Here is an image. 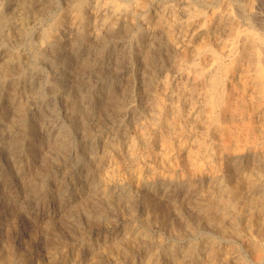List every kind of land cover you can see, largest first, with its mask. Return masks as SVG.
Wrapping results in <instances>:
<instances>
[{
    "label": "bare ground",
    "instance_id": "6f19581e",
    "mask_svg": "<svg viewBox=\"0 0 264 264\" xmlns=\"http://www.w3.org/2000/svg\"><path fill=\"white\" fill-rule=\"evenodd\" d=\"M64 1L66 4L64 12L56 19H53V22L50 23L48 27L41 28L37 31V39H35L36 42L31 40L27 43V50L32 61V67L28 68L25 64L28 58L26 57L27 59L24 62V58L16 49V45H14V43H20L23 39L30 36L32 34L31 31L34 30V26L37 23L36 21L49 16L52 9L58 6L57 4L59 2L57 0H0V145H4L6 143L4 139L6 135H12L16 130H18L24 135L21 140L20 150L26 154L27 160L41 153L45 157L55 155L61 163L65 162L67 158L66 154L69 148L73 146L72 139L69 134H67V130L65 128L59 129L62 131H59L60 133L54 140L40 138L39 136L41 133H45V124L48 122L49 117L57 115L55 109L51 108L52 106L50 107L47 102L43 85L46 87L48 86L49 90L53 94H60L64 98L67 106L66 117L72 123H79L80 121L83 122L88 120L90 111L83 105V101L85 100L83 94L78 91L75 92V94L68 93V90L64 91L61 85V81L63 79L61 76L59 77L58 74L61 69L65 68L67 70L69 64H72V66H75L77 76L87 73L94 74V76L97 75L99 69H102V65L104 64V60L107 55H114L116 57V63L120 61L119 57L121 53L119 54V52H117L118 50L116 51L115 46H113V44L116 45L120 42H124L129 52L135 56H139L141 59L140 61L144 64L143 66L145 67V72L148 75V81H146L147 85L145 84L147 86V91H153L156 83V61H158L157 58L162 56V54L159 53L160 47H163L167 51V55L165 54L166 58H163L162 61H166V59H173L172 61H174L175 68L180 69V71L188 70L189 74L187 77L189 80L185 81L184 84L181 85V87H183L181 90L184 91L181 93H186V96H189L188 98L192 102L194 99L200 101L197 108L199 113L204 115L200 119V117L196 118L199 115L196 116L195 113V117L193 119L197 122H203V124H206L211 133L222 137V144L220 146L222 147L223 145V149L225 150L228 158L231 156V152H237L242 149V146L244 147V144L250 142L253 138H257L260 133L264 134V17L258 15L259 12L254 10L253 6L255 3L254 5H252V3H247L246 6H238L237 9L232 8L229 4H225L223 7L214 10L211 14H207L203 11V9L197 7V4L199 5L202 2L208 4L212 3L213 0H186L181 9L180 7L177 8L174 6V4H170L169 6L165 5V8L161 9L153 16L151 14L143 16L144 22L147 24L146 29H144L140 27L137 28V17L140 12L144 11L148 7V5L155 2L154 0ZM210 5L212 6V4ZM232 6L234 7V4ZM246 21H250L249 23L251 25L249 24L248 27L243 26V23H246ZM48 24L49 23L46 25ZM179 29H181L186 36V45H184L186 47L182 50L176 47V35H178L176 34V31ZM66 34L69 35L68 40L65 39ZM201 35H204V39ZM199 37L202 38V41L200 42L197 40ZM179 39L181 38L179 37ZM68 47L70 50L67 52ZM80 50L85 51L81 57L78 56V51ZM42 60L47 61L54 68L53 75L47 76L43 82L41 81V73V78L38 79L39 72L37 70H39V68L36 65L38 61ZM66 60L67 63H65ZM129 62L131 63V61ZM144 67L142 68L144 69ZM120 71L118 73H120ZM35 74H37V76H35ZM97 76L99 78V75ZM114 76H116V74ZM128 82L130 83V81ZM159 86L161 88V85ZM166 86H168V82H166ZM142 87L144 88V86ZM125 91V89H121L120 94H118L119 96L113 99L112 104L110 103L113 109H116L115 112L117 115L124 113V110L127 108L126 98H124ZM156 91L157 90H155V92ZM99 92H101V90ZM157 95L160 96V94ZM157 95H155V102L152 103V114L150 113L147 119L150 121L148 122V124L150 123L148 127L153 124L158 129L156 130L152 141L150 140V143L153 142L154 144H160L163 153L162 155L171 152V149L175 150L177 146L180 147L181 150L179 151L187 153L186 160L190 163L191 173L201 172L204 169V164L207 163V159L209 158L206 157L205 153L208 140L201 137L194 142L193 140H188L186 136V125L188 124L187 121L192 118V111H188L189 109L187 110L185 108L184 103L178 106H174L171 103L173 106H170L164 101L163 97H159ZM190 107L191 106H189V108ZM104 109L105 108L102 110ZM134 111H136V109H134ZM141 113H143V110L140 114ZM107 116H109V114ZM90 120L93 121V119ZM51 127L53 128V126H50V128ZM189 129H191V127ZM116 132L117 131L114 133L115 135ZM153 134L154 131H151L148 128L141 132L144 140L147 135L151 137ZM176 135H181V139L174 141L173 137L176 138ZM199 135L201 136V134ZM262 137L264 136L262 135ZM233 140H235V143ZM242 143L243 145L241 146ZM136 144L137 141L136 138H134L133 142H131L130 149L135 150ZM88 149L90 150V148ZM83 150L85 149L82 148L81 152H83ZM132 150L130 151L131 153L134 152ZM134 155L136 157V154ZM166 156L168 155H164L163 157ZM228 158L226 159L228 160ZM177 159H179V157ZM221 159L218 164L223 170V178L225 181H223L219 190H215L213 186V189L211 191L209 190L211 193L208 195V200L206 199L207 203L205 205V215L203 214L205 220L209 224L216 223L215 225H217L225 234H233L235 236L238 235V237L245 234V236H247V240L250 241V249L254 251L253 262L255 264H264V183H262V181H264V165L262 162L261 166L260 164L254 165L248 172V175L246 177L243 176L244 178H242L237 171L231 168H226L225 170V157H222ZM216 179H218V177ZM11 180L12 179L10 178L8 179V181ZM16 180V183L25 190H27L29 185H31L28 176H26L24 172L23 166L21 165L16 171ZM17 184L16 186L11 187L10 190L8 188L9 185H5L1 188L0 200L1 197H3L2 193H5L7 194L5 196L8 197L7 199L9 202L12 203V199L16 196ZM89 188V191L92 193L101 190V187L95 181H92ZM207 188L209 189V187ZM217 188L219 187L217 186ZM248 188L251 190V206L249 208L251 218L248 223H244L240 214L242 216V205L244 204L242 197H244L243 194ZM28 199L29 198L25 195L24 200ZM116 201L117 200H115V202ZM9 202L8 205H6L0 201V212H9V219H12L14 224L22 223L21 217L23 208H11V203ZM80 208L89 218L94 219V221L102 220L103 209H100L98 212V209L93 210L94 208H100V206L91 201L89 198L86 200L83 199L80 204ZM190 208L193 209V207ZM160 209H158V211ZM162 211L164 212V210ZM180 226L182 225L180 224ZM53 227L55 226L45 225L43 227V231L49 232L50 230H53ZM179 228L180 227L176 222L172 223V229L176 230ZM39 232L40 231L36 228H31V245L37 244ZM129 239L131 241H135L136 238L129 237ZM111 250H113L116 255L123 253H127L126 255L129 257L132 255V252H129L128 249L119 245L113 246ZM16 254L20 256V260L23 264H27L29 254L27 249L22 250V252L21 250L17 251L11 241L7 239H0V264H16ZM227 257H229V255ZM171 258L173 262L170 260ZM215 258L216 257H213V259L209 261L199 258V261L202 264H229L228 262L220 263ZM53 260L55 259L43 257V264H53ZM166 263L182 264V260L173 250H170L167 252ZM120 264L125 263L120 261Z\"/></svg>",
    "mask_w": 264,
    "mask_h": 264
},
{
    "label": "rangeland",
    "instance_id": "374dc122",
    "mask_svg": "<svg viewBox=\"0 0 264 264\" xmlns=\"http://www.w3.org/2000/svg\"><path fill=\"white\" fill-rule=\"evenodd\" d=\"M57 1L61 3H58V6L52 9L49 16L36 21L37 23L34 26V30L31 31L32 34L30 36L23 39L20 43H14L16 49L24 58V62L28 58L25 62L28 68L32 67V61L27 50V43L31 40L36 42L37 31L41 28L48 27L50 23L53 22V19H56L64 12L66 7L65 1ZM154 1L155 2L148 5L144 11L139 13L136 24L138 26L137 28L146 29L147 24L144 22L143 16L149 14L153 16L170 4H174V6L177 8L180 7L181 9L186 0ZM247 3H252V5L255 3L253 6L254 10L259 12L258 15L264 17V0H213L212 3L205 4L202 2L199 5L197 4V7L203 9L205 13L211 14L214 10L223 7L225 4H229L232 8L237 9L238 6L243 7L246 6ZM210 4H212V6ZM233 4L234 7L232 6ZM249 22L250 21H246V23H243V26L248 27L250 24ZM47 23L49 24L46 25ZM176 34H178L176 35V47L182 50L186 47L184 46L186 45V36L181 29L177 30ZM178 36L181 39H179ZM201 37L204 39V35H201ZM201 37L197 38L199 42L202 41ZM65 39L68 40L69 35L66 34ZM113 46H115V50H118L117 52H119V54L121 53L119 57L120 61L116 63V57L114 55H107L102 69H99L97 74L99 78L97 75L94 76V74L91 73L79 75L80 77L77 76L75 66H72V64H69L67 70L65 68L61 69L58 74V76H61L63 79L61 85L64 91L68 90L67 92L71 94H75V92L78 91L83 94L85 99L83 105L90 111L88 120L72 123L66 117L67 106L64 98L60 94H53L48 86L46 87L43 85L47 102L50 107L52 106L51 108L55 109L57 115L49 117L48 122L45 124V133H41L39 136L40 138L54 140L62 131L59 129L65 128L73 142V146L69 148L66 154L67 158L65 162L61 163L55 155L45 157L41 153L27 160L26 154L20 150L21 140L24 136L21 131L16 130L12 135L5 136L4 139L6 143L0 145V189L5 185H9V190L11 187L16 186V171L20 165L23 166L24 172L26 176H28L31 185L25 190L17 184L16 196L12 199V203L9 202L7 199L8 197L5 196L7 194L2 193L3 197H1L0 201L3 204L8 205L9 202L11 203V208L16 207L15 209H17L22 207L23 211L21 217L22 223L19 224H14L12 219H9V212H0V239L11 241L17 251L21 250L22 252V250L27 249L29 252L27 264H43V257L55 259L53 260V264H120V261L125 264H167V252L170 250H173L180 257L182 264H202L199 258L209 261L213 259V257H216L215 259L220 263L255 264L253 262L254 251L250 249V241L247 240L245 234L239 237L238 235L225 234L215 225L216 223H207L204 215L205 205L209 198L208 195L211 193L209 190L211 191L213 188L219 190L223 181H225L223 178V170L218 164L220 159L225 157V170L226 168H231L237 171L242 178L246 177L254 165L260 164L261 166L262 163L264 165V137H262L264 134L260 133L261 136L258 135L257 138H253L250 142L244 144V147L242 146L243 142L241 144L242 149L237 152H231L232 154L229 159L223 149V145L222 147L220 146L222 144V137L211 133L203 122L194 121L195 119L193 118L195 115H199L196 118L200 117V119L204 115L199 113L197 108L200 101L194 99L192 102L189 100V96H186V93H181L184 92L181 90L183 88L181 85L189 80L187 77L189 74L188 70L180 71V69L175 68L174 61H172L173 59L162 61L163 58H166L167 51L163 47H160L159 53L162 54V58L159 57L157 58L158 61H156V83L153 91H147L146 81H148V75L145 72L144 64L140 61V57L129 52L124 42L117 43L116 45L113 44ZM69 50L68 47L67 52ZM84 52L83 50L78 51V56L81 57ZM129 61H131V63ZM65 63H67V60ZM36 65L39 68V70H37L39 72L38 79L41 78V73L42 82L45 81L47 76L53 75L54 68L47 61H38ZM142 67H144V69ZM119 71L120 73H118ZM115 74L116 76H114ZM35 76H37V74H35ZM128 81H130V83ZM166 82H168V86H166ZM159 85H161V88ZM142 86H144V88ZM121 89H125V94L127 93L126 95L124 94L127 108L124 110V113L117 115L115 112L116 109H113L110 103L112 104L113 99L119 96L118 94H120ZM100 90L101 92H99ZM155 90L157 91L155 92ZM150 92L154 93L151 94ZM157 94H160V96ZM155 95L163 97L164 101L170 106H178L184 103L185 108L187 110L189 109L188 111H192V118L188 120L191 124L187 121L188 124L186 125V136L188 140H193L194 142L200 137L208 140L205 153L206 157L209 158L207 159V163L204 164V169L201 172L191 173L190 163L186 160L187 153L179 151L181 150L180 147L177 146L175 148V150L177 149L176 151L171 149V152L164 154L168 156L163 157L164 155H162L160 144L150 143L154 138L156 130H158L153 124L148 127V125H150L148 122L150 121L147 120L150 113L152 114V103L155 102ZM147 99L150 101L148 102ZM190 102L195 103L192 104ZM189 106L191 107L189 108ZM103 108L105 109L102 110ZM134 109H136V111H134ZM142 110L143 113L140 114ZM108 114L109 116H107ZM90 119H93V121ZM50 126H53V128L51 127L53 130ZM188 127H191V129ZM147 128L154 131V134L151 137L147 135L144 140L141 132ZM115 131H117L116 135L114 134ZM199 134H201V136ZM176 136V138L173 137L174 141L181 139V135ZM134 138H136L137 144L135 150H132L130 148ZM233 142L235 143V140H233ZM82 148L85 149L83 152H81ZM88 148H90V150ZM131 150L134 152L131 153ZM134 154H136V157ZM178 157L179 159H177ZM226 158H228L229 161ZM217 177L218 179H216ZM9 178L12 180L8 181ZM92 181L97 182L101 190L95 193L90 192L89 185ZM262 183H264V181H262ZM217 186L219 188H217ZM207 187H209V189ZM25 195L29 198L28 200H24ZM243 196L242 199L244 204L242 205V216L240 214V217L243 219L244 223H248L251 218L249 213V208L251 206V190L248 188ZM88 198L100 206V208H94L93 210L98 209V212L100 209H103L102 220L94 221V219L89 218L80 208L83 199L86 200ZM115 200L117 201L115 202ZM201 200L204 201L202 202ZM190 207H193L194 210ZM158 209L160 210L158 211ZM162 210H164V212ZM173 222H176L180 228L176 230L172 229ZM180 224L182 226H180ZM45 225H52L55 227H53V230L46 232L43 231ZM31 228H36L40 231L37 241L38 246L37 244L31 245ZM129 237H135L136 239L135 241H131ZM115 245L128 249L129 252H132L131 257L126 255L127 253L116 255L113 250H111ZM226 255H229V257ZM15 259L16 264H23L18 254H16ZM170 260L172 261V258Z\"/></svg>",
    "mask_w": 264,
    "mask_h": 264
}]
</instances>
